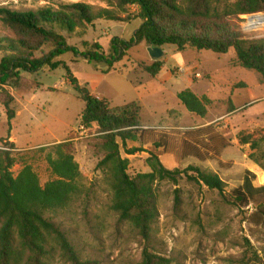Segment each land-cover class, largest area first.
<instances>
[{
  "label": "trees",
  "instance_id": "obj_1",
  "mask_svg": "<svg viewBox=\"0 0 264 264\" xmlns=\"http://www.w3.org/2000/svg\"><path fill=\"white\" fill-rule=\"evenodd\" d=\"M97 1L105 3L106 7L96 8L78 2L26 11L0 8V25L5 31L4 36H0L3 105L8 118L13 119L12 89L18 86L16 82L21 79L22 72L37 73L44 67L51 71L63 68L66 81L85 104L80 125L91 130L94 125L97 127L94 129L97 135L89 138L95 142L94 149L103 154L96 169L109 189L110 208L146 241L140 264H171L151 244L153 226L159 217L156 183H177L178 177L186 174L190 181L218 191L226 202L243 206L264 194V186L256 188L254 174L246 172L242 186L226 195V184L210 170L195 166L183 171L167 169L161 156L170 155L177 164L182 163L190 156L193 144L205 143L203 132L212 131L213 126L196 131L143 129L138 103L113 107L108 100L94 96L87 87L81 86L69 66L59 58L71 52L90 62L104 63L111 71L115 63L129 57L130 49L139 44L148 47L170 45L180 52L211 51L223 55L233 51L237 65L257 72L264 85V38L246 37L239 29L246 17L264 13V0ZM134 5L138 16L128 14ZM135 19H140L141 25L133 38L114 37L108 50L98 42L81 41L84 50L80 51L68 42L74 36L83 39L98 20L127 23ZM134 64L152 77H156L163 67L161 60L151 64L136 61ZM178 99L188 112L200 117L206 116L212 104L207 96L198 97L189 89L180 92ZM219 139L222 138L211 132L210 144ZM238 139L242 145L250 144L253 150H260L264 135L261 140H254L252 135L241 132ZM128 141L150 147L146 160L149 172L136 176L128 173L130 161L122 156ZM4 145L16 149L9 141ZM229 145V141L224 140L216 152L221 153ZM139 151L144 150L135 148L126 153L133 155ZM29 153L0 150V264H60V260L81 264L69 237L53 218L47 217V214L56 215L67 210L80 201L88 189L76 161L75 144L67 140L35 151L45 155L52 176L44 185L34 167L26 161ZM250 158L264 170V164L255 154ZM18 162L22 167L15 175L12 168Z\"/></svg>",
  "mask_w": 264,
  "mask_h": 264
},
{
  "label": "rangeland",
  "instance_id": "obj_2",
  "mask_svg": "<svg viewBox=\"0 0 264 264\" xmlns=\"http://www.w3.org/2000/svg\"><path fill=\"white\" fill-rule=\"evenodd\" d=\"M78 2L96 8L106 7L97 0H0V8L26 11ZM128 14L138 16L137 7L131 6ZM247 21L246 17L239 24L245 36L264 38V23H253L252 26L257 28H248ZM140 25V19L129 23L98 20L84 39L74 36L68 42L82 51V40L93 42L99 38L103 44L114 37L130 40ZM4 34L0 25V36ZM48 50L44 49L45 52ZM2 57L0 52V62ZM195 57H200L201 64L194 60ZM128 59L149 62L146 45H134ZM128 59L114 65L123 73L111 72L100 88L113 106L139 102L143 107L142 120L159 121L156 127L160 131L204 130L214 116L221 117L210 124L212 131L203 132L205 143L193 144L190 156L182 163L177 164L170 155L161 156L167 169L183 171L195 166L210 170L226 184V195L242 186L246 172L254 174L256 188L264 186V170L250 158L255 154L264 164V141L260 142V150H253L250 144L242 145L238 139L241 132L252 135L254 140H261L264 135V85L257 72L237 65L233 51L223 55L211 51L183 53L174 46H165L163 60L169 63L168 66L183 67L187 72H191L190 67L198 68L200 73L210 76L196 83L201 91L208 89L209 96L215 100L208 108V115L200 117L188 112L174 96L172 87H166L163 81H150L144 72L143 75H132L131 81L134 84L137 81L135 85L126 80L121 74L128 75L129 68L124 66L129 64ZM61 60L81 78L99 72L100 64L71 52L64 54ZM39 72H22L21 79L16 82L18 86L12 89L15 96L12 107L16 114L13 120L8 118L3 105L5 92H0V145L13 136L18 146L32 147L71 138L77 131L85 104L65 80V70L60 67L47 73ZM178 87L185 89L181 85ZM211 132L222 139L211 145ZM92 139L72 141L76 161L88 187L86 193L67 210L56 215L47 214V217L53 218L69 237L81 264H140L146 241L111 210L109 189L96 169L103 154L94 149ZM224 140L229 141V147L217 153ZM135 148L144 151L133 155L126 153ZM149 148L140 142L128 141L122 149L123 158L130 161L128 173L131 176L150 171L146 163ZM26 161L38 173L42 185L52 178L45 155L30 152ZM21 167L18 162L12 168L13 174H18ZM156 191L159 217L153 226L151 244L171 264H264V194L257 195L248 206L235 205L226 202L218 191L190 181L186 174L178 177L177 183H156ZM60 264L72 263L60 260Z\"/></svg>",
  "mask_w": 264,
  "mask_h": 264
},
{
  "label": "crops",
  "instance_id": "obj_3",
  "mask_svg": "<svg viewBox=\"0 0 264 264\" xmlns=\"http://www.w3.org/2000/svg\"><path fill=\"white\" fill-rule=\"evenodd\" d=\"M97 22V21H96ZM96 22L94 24V26L96 25ZM131 22V21H130ZM129 23V22H127ZM92 26V27H94ZM140 27V26H139ZM138 27V28H139ZM91 28V27H90ZM89 28V29H90ZM136 28L134 30V33H133V36L136 32V30L138 29ZM88 29V30H89ZM125 31V30H124ZM88 33V31H87ZM87 33L85 34V36L87 35ZM103 35L106 36V37H109L108 33L107 32H103ZM84 36V37H85ZM121 39H124L122 37H119ZM84 39V38H83ZM126 40V39H124ZM84 41V40H82ZM88 42V41H87ZM93 42H98L103 48L104 50H108V47H109V43H110V40H106V44H103L102 40L99 39V38H95L93 40ZM89 43H92V42H89ZM147 49H148V46H146ZM162 50L164 52V55H165V46L162 47ZM188 52H196V51H184L183 53H188ZM200 53V52H199ZM129 57L127 58H124L122 61H124L125 59H128ZM164 56L162 57L161 61L163 62V67L161 69V71L159 72V74L156 76V77H152L150 76L149 74H147L146 72H144L142 69H140L136 64H134V62L136 61H131L130 59H128L127 62H129V64L127 65H124L126 68H129V72H128V75H123L121 74L126 80L132 82V84H134L133 81H131V77L132 75H134L136 73V75L140 74V75H143L142 73L144 72L146 75H147V79H149L150 81H163V83L165 84L166 87H172V89L174 90L173 91V94L174 96H176V98H178V94L186 89H189L191 90L195 95H197L198 97H202V96H207L211 101L212 103L215 102V100H212V97L209 96V91L208 89L204 90V91H201L200 87L198 84L197 81H199L200 79H196L193 75L195 73H200V71H198L199 69L198 68H193V67H190L191 68V72H187L186 71V74L185 75H182V76H179V75H176L175 71L178 69V68H183V67H177V68H172L170 66H168V62L167 61H164L163 60ZM86 59V58H85ZM59 60H61V57L59 58ZM88 60V59H86ZM195 61L199 62V64H201V59L200 57H195L194 58ZM62 61V60H61ZM120 61V62H122ZM141 62H144V61H141ZM154 61L151 59L150 55H149V62H145L147 64H151L153 63ZM95 63V62H94ZM118 63V62H117ZM96 64H100V67L98 69L99 72L97 73H91L89 74L88 76L86 77H80V75L77 73V72H74V76L77 78L79 84L81 86H85L87 87V89L90 91L91 94H93L94 96H97L99 98H104L106 100H108L110 102V104L112 105L111 101L109 100V98L106 97V94L100 90L101 88V85L102 83L104 82V80L106 79V77L111 73V72H116V73H123L122 71H117V69H115V67L113 66V69L111 71H108V68H107V65L104 64V63H96ZM116 64V63H115ZM114 64V65H115ZM201 66V65H200ZM51 70L48 68V67H44L41 72L39 73H47V72H50ZM202 75V79L204 77H210L208 73H200ZM66 80V79H65ZM137 81H135V84H136ZM134 84V85H135ZM182 86V88H185V89H180L178 86ZM50 90H54V89H51ZM246 90L249 91V88L247 87V84H246ZM55 91V90H54ZM14 102H15V96H14ZM13 102V104H14ZM132 103V102H131ZM135 103H138L141 107V113H140V120H141V123L144 125V126H149V127H156L159 123V121H149L148 122H144L141 118V115L143 113V107L141 106V104L139 102H135ZM129 104V103H128ZM126 105V104H125ZM113 106V105H112ZM124 106V105H122ZM113 107H121V106H113ZM209 108V107H208ZM15 112V110H14ZM208 115V112L206 114V116ZM16 114L14 115L13 119L15 118ZM221 117H216L214 116L212 120H210L208 123H206V125H210L212 124L213 122H216L217 120H219ZM12 119V120H13ZM158 128V127H157ZM74 137V136H73ZM73 137L71 138H67V139H59V140H53V141H50V142H46V143H42V144H38V145H35V146H32V147H20L18 146L17 144V140H16V137H13V136H9L8 139H5L4 142H11L14 144L16 150L18 152H35L36 150L40 149V148H43V147H52L56 144H59V143H62V142H65L67 140H73Z\"/></svg>",
  "mask_w": 264,
  "mask_h": 264
},
{
  "label": "built area",
  "instance_id": "obj_4",
  "mask_svg": "<svg viewBox=\"0 0 264 264\" xmlns=\"http://www.w3.org/2000/svg\"><path fill=\"white\" fill-rule=\"evenodd\" d=\"M257 17H263L264 18V14H257V15H252V16H248L247 17V23L249 25L248 28H257V27H254V26H250V20L252 18H257ZM259 28V27H258ZM176 75H179V76H182V75H185L186 74V70L184 68H179L175 71ZM196 79H200L202 78V75L200 73H195L193 75ZM97 127L94 125L93 126V129H87L85 128L84 126L82 125H79L77 131H75V134H74V137H73V140L71 141H78V140H82V139H86V138H89V137H92V136H95L97 135V133H95L94 129H96ZM152 128H157V127H149V126H144L143 129H152ZM159 128V127H158ZM5 144V143H4ZM4 144H1L0 145V150H5V151H17L16 149L15 150H11V148H9L8 146L4 145Z\"/></svg>",
  "mask_w": 264,
  "mask_h": 264
},
{
  "label": "water",
  "instance_id": "obj_5",
  "mask_svg": "<svg viewBox=\"0 0 264 264\" xmlns=\"http://www.w3.org/2000/svg\"><path fill=\"white\" fill-rule=\"evenodd\" d=\"M148 52L153 61H158L164 56L161 46L152 45L148 47Z\"/></svg>",
  "mask_w": 264,
  "mask_h": 264
},
{
  "label": "bare ground",
  "instance_id": "obj_6",
  "mask_svg": "<svg viewBox=\"0 0 264 264\" xmlns=\"http://www.w3.org/2000/svg\"><path fill=\"white\" fill-rule=\"evenodd\" d=\"M262 19H264V18H263V17L252 18V19L250 20V26H252L253 23H255V24H253V25H258V24H256V23L263 24L264 21H260V20H262Z\"/></svg>",
  "mask_w": 264,
  "mask_h": 264
}]
</instances>
